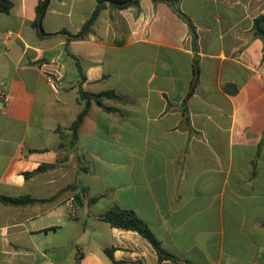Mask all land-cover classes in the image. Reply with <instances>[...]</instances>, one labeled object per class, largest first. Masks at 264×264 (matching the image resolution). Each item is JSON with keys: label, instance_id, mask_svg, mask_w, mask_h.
I'll use <instances>...</instances> for the list:
<instances>
[{"label": "crops", "instance_id": "crops-1", "mask_svg": "<svg viewBox=\"0 0 264 264\" xmlns=\"http://www.w3.org/2000/svg\"><path fill=\"white\" fill-rule=\"evenodd\" d=\"M10 1L0 13V198L46 201H0V264H113L105 248L120 264H264V0H177L196 45L164 2L99 11L98 0H51L40 36L43 0ZM77 60L84 91L123 100L106 99L112 111L93 102L69 153L57 130L83 109ZM46 62L63 70L59 95ZM41 164L58 165L25 177ZM76 198L91 242L63 254V205ZM114 207L134 211L178 262L99 224Z\"/></svg>", "mask_w": 264, "mask_h": 264}, {"label": "trees", "instance_id": "trees-1", "mask_svg": "<svg viewBox=\"0 0 264 264\" xmlns=\"http://www.w3.org/2000/svg\"><path fill=\"white\" fill-rule=\"evenodd\" d=\"M51 0H43L41 1L37 8V19L34 22L33 26L36 29L37 33L41 36L40 30H42V20L46 14L47 7ZM153 2H164L167 3L174 11L189 25L190 32L193 38V43L196 45L198 41V35L196 33V28L192 23L191 19L183 13L180 9L177 8V0H152ZM140 0H98V10L101 11L105 9L107 6L112 7L117 10H124L129 8L132 5L139 6ZM13 4L10 0H0V13L8 14L10 13ZM257 25H259L258 32L256 35L261 38L264 43V16L258 18L256 20ZM89 33V30L87 31ZM80 37V36H79ZM84 36H81L83 38ZM77 38V37H76ZM76 59V58H74ZM77 66L81 75L80 79V88L78 90V101L81 105H83L82 111L79 113L77 119L74 121L72 126L68 129H58L57 132L60 134L61 142L59 144V149H63L68 151L69 153H74L79 140V129L89 112L92 103L95 102L100 107L108 111H112V108H109L104 105V101L106 99L111 100H123V97L120 96L116 91H106L101 93H90L86 92L82 89L83 82L86 81V77L82 72V68L79 66L77 60ZM194 88L191 89L188 97H191L193 94ZM68 139V140H67ZM68 161V157L63 159L62 163ZM58 164H41V166L33 173L25 174L26 178H30L35 176L36 174L43 173L50 169H54ZM53 199V198H52ZM51 199V200H52ZM0 201L5 205H13V206H22L25 204H33L45 202L46 200H36L31 197H20V198H10L2 196ZM98 219L102 222L109 224L112 228L122 229L125 231H132L138 233L143 239L147 240L153 249L157 252L159 260H172L177 263L178 258L167 253L163 247L162 243L157 239L154 233L151 231L149 226L132 210L122 209L120 207H114L109 211L103 213L98 216ZM105 254L112 261L113 264H120L114 258L115 248H105Z\"/></svg>", "mask_w": 264, "mask_h": 264}, {"label": "built area", "instance_id": "built-area-1", "mask_svg": "<svg viewBox=\"0 0 264 264\" xmlns=\"http://www.w3.org/2000/svg\"><path fill=\"white\" fill-rule=\"evenodd\" d=\"M13 36L14 34L12 32L7 33L8 39H11ZM41 67L43 69V73L45 75L47 85L54 94L59 95L61 89V83L64 79V73L61 66L56 62H46ZM256 73L264 86V64L261 65L256 70ZM8 100L9 99L7 94L0 90V101L3 103H7ZM74 204H75V200L71 199L67 204V206L71 208L74 206Z\"/></svg>", "mask_w": 264, "mask_h": 264}, {"label": "rangeland", "instance_id": "rangeland-1", "mask_svg": "<svg viewBox=\"0 0 264 264\" xmlns=\"http://www.w3.org/2000/svg\"><path fill=\"white\" fill-rule=\"evenodd\" d=\"M78 206L75 205L70 211H68V208L63 205V212H65V215H63V254L66 247H69L70 243L74 240H80L85 239L89 243L91 242L92 237V224H89L88 226V237H84L82 232L84 228V224L82 222H78L80 220L79 216H75L74 212L78 211ZM65 223V224H64ZM99 224L105 225L107 228H110L108 224H105L103 222H100ZM107 239H110L109 235H105ZM80 248V246H79ZM75 247L73 248L72 252H74Z\"/></svg>", "mask_w": 264, "mask_h": 264}, {"label": "water", "instance_id": "water-1", "mask_svg": "<svg viewBox=\"0 0 264 264\" xmlns=\"http://www.w3.org/2000/svg\"><path fill=\"white\" fill-rule=\"evenodd\" d=\"M41 32H42V30H41ZM75 202L78 203L79 205L81 204V203L79 202V198H76V199H75Z\"/></svg>", "mask_w": 264, "mask_h": 264}]
</instances>
